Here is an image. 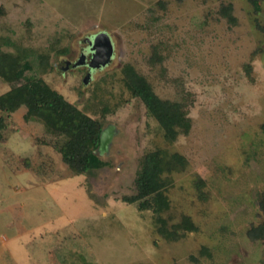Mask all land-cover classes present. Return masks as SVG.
<instances>
[{
  "label": "rangeland",
  "instance_id": "1",
  "mask_svg": "<svg viewBox=\"0 0 264 264\" xmlns=\"http://www.w3.org/2000/svg\"><path fill=\"white\" fill-rule=\"evenodd\" d=\"M257 4L0 0V53L26 54L30 63L18 81L0 76V95L42 79L101 122L95 155L104 163L78 174L55 149L62 139L24 122V107L0 112V264H262L264 242L247 235L264 221V2ZM98 33L109 36L112 59L85 82V68L64 66L88 57ZM125 65L159 98L187 97V135L165 140L124 86ZM153 151L167 201L158 213L124 202ZM160 218L177 239L158 234Z\"/></svg>",
  "mask_w": 264,
  "mask_h": 264
},
{
  "label": "trees",
  "instance_id": "2",
  "mask_svg": "<svg viewBox=\"0 0 264 264\" xmlns=\"http://www.w3.org/2000/svg\"><path fill=\"white\" fill-rule=\"evenodd\" d=\"M249 1L255 8H258V1L264 2V0ZM229 10L222 11V14L228 16ZM26 57V54L13 56L0 53V76L9 82L21 79L30 68ZM153 57L158 59L155 52ZM122 74L124 86L141 101L148 116L158 124L166 141L175 142L178 136L188 134L191 124L187 111L189 102L187 97L180 101L159 98L145 77L138 74L131 65H125ZM21 107L26 109L23 115L24 122H39L44 126L47 134L55 139H62L59 144H55V149L61 154L64 162L72 166L78 174L88 173L104 164L95 155L100 147L103 132L101 122L66 101L42 79L26 80L0 95V112L10 115ZM4 127V119L0 118V141L3 139ZM262 130L264 131V125ZM160 174L158 153L154 151L147 153L135 179V194L124 197V202L136 203L142 208H154L157 213L167 208V201L162 193L164 183ZM259 207L264 215V195L260 198ZM159 220L161 227L157 229L158 234L165 239H177L178 235L175 232L165 229L164 219ZM180 225L187 231L193 230L187 218H183ZM247 235L252 241L264 242V221L256 227H250Z\"/></svg>",
  "mask_w": 264,
  "mask_h": 264
},
{
  "label": "water",
  "instance_id": "3",
  "mask_svg": "<svg viewBox=\"0 0 264 264\" xmlns=\"http://www.w3.org/2000/svg\"><path fill=\"white\" fill-rule=\"evenodd\" d=\"M92 57L88 62L89 69H95L97 67H105L110 63L112 59L113 48L109 36L106 33H98L91 43ZM85 64L84 56L75 63V66H81ZM68 63L64 68H68ZM89 78V74L85 77V82ZM103 135V134H102ZM102 137V136H101ZM102 143V139L100 144Z\"/></svg>",
  "mask_w": 264,
  "mask_h": 264
},
{
  "label": "flooded vegetation",
  "instance_id": "4",
  "mask_svg": "<svg viewBox=\"0 0 264 264\" xmlns=\"http://www.w3.org/2000/svg\"><path fill=\"white\" fill-rule=\"evenodd\" d=\"M89 56L88 57H85L84 56V54L82 55V56H84V60H85V64H83V65H81V66H75V63H68L69 65H68V67H83V68H85L86 69V74H89V76H90V72H92V71H94V70H96V69H99L100 67H97V68H95V69H89V67H88V62L90 61V59H91V57H92V52H91V50L89 51Z\"/></svg>",
  "mask_w": 264,
  "mask_h": 264
},
{
  "label": "crops",
  "instance_id": "5",
  "mask_svg": "<svg viewBox=\"0 0 264 264\" xmlns=\"http://www.w3.org/2000/svg\"><path fill=\"white\" fill-rule=\"evenodd\" d=\"M32 122H29V124H31Z\"/></svg>",
  "mask_w": 264,
  "mask_h": 264
}]
</instances>
